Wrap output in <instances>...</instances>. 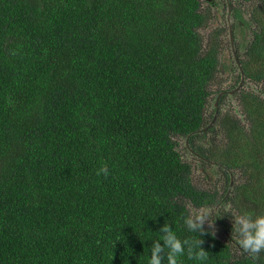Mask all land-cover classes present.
Masks as SVG:
<instances>
[{"label": "trees", "instance_id": "1", "mask_svg": "<svg viewBox=\"0 0 264 264\" xmlns=\"http://www.w3.org/2000/svg\"><path fill=\"white\" fill-rule=\"evenodd\" d=\"M243 1L252 33L241 69L264 93V0ZM202 8L0 0V264H149L156 248L169 264L173 235L179 264H264L238 243L239 218L264 215V96L240 90L246 123L220 112L204 130L223 62L215 39L204 47ZM177 138L221 165L223 194L194 184ZM230 171L244 180L226 198ZM226 204L214 214L222 239L193 210Z\"/></svg>", "mask_w": 264, "mask_h": 264}, {"label": "rangeland", "instance_id": "2", "mask_svg": "<svg viewBox=\"0 0 264 264\" xmlns=\"http://www.w3.org/2000/svg\"><path fill=\"white\" fill-rule=\"evenodd\" d=\"M232 2L235 5H241V7L243 9H245L246 13H249V9H251L252 7V3H243V1L241 0H232ZM202 4H203V10L206 11V7L207 8H213L215 9L216 7L213 6L211 7L210 4L205 1L202 0ZM224 14L226 15V13L224 12ZM248 15V14H247ZM222 29L221 32L223 33V38L221 37V33L220 32H216L220 29V27L216 26V25H212L211 27H206L201 29V34L203 36L204 39V47L206 48L208 46V43L210 41H212V39H215L218 43L220 42V39L223 40L224 43V47L221 46L223 49L222 51L227 54L229 53L230 55H232V50L229 46L230 43V36H229V29L227 24L223 21L222 22ZM221 44V43H220ZM235 45V49H236ZM228 55V54H227ZM222 62H225L224 56H222ZM229 67H228V71H224V73L218 74V76L216 77V79L213 81L211 89H212V97L210 98V101L208 103L206 112H205V117L207 120L212 119L211 116L215 115V104H216V100L217 97L220 93L221 90L226 89V88H234L235 85H239L240 82V77L237 81H235V78L239 76V69L236 67V64L234 61L229 63ZM242 90H253L257 93H262L263 89H262V84H256L250 80H246L244 82L243 88ZM261 95L264 96V93H262ZM219 105V102H218ZM221 108V111L223 112H230L231 115H236L243 124L246 123L245 121V115L243 114L242 111V107L240 105V101H239V97L238 95H231L228 98H226V101L223 103V105L219 106ZM222 135H219L218 140H221ZM210 139V136L208 138H206V141ZM177 141L179 143L178 145V150L181 152L183 158L185 161H189L190 163H192L193 165V182L194 184L201 188V189H205V190H213L215 187L219 188L220 192L223 194L227 188V181H226V177H222L220 171L217 169L216 166L210 165L208 164L209 162H201L200 160L197 159V157L195 155H193L190 150L187 149V139L186 138H177ZM202 142V140L200 141ZM244 179H242L241 174L239 172H235L234 175V184L236 182H241ZM233 187V184L231 185V187L229 188V190L226 192V198H228L229 193H231V191L233 189H231ZM225 207V209H229L227 208L228 205H220L217 207H213V208H203V209H207V211H202L203 209L200 210H193V214L195 216V219L202 221L203 223H205L206 225L210 226L213 231L217 234L218 237L222 238V239H227V235H225V233L223 232L222 226L221 224L217 221V216H215L214 214L219 213L216 212L218 211L220 208ZM197 213H200V215H202V219H198L197 218ZM230 235V234H229ZM239 237V235H234L233 240H237V238ZM235 243V245L237 246V242L233 241ZM238 252V251H237ZM238 254V253H237Z\"/></svg>", "mask_w": 264, "mask_h": 264}, {"label": "flooded vegetation", "instance_id": "3", "mask_svg": "<svg viewBox=\"0 0 264 264\" xmlns=\"http://www.w3.org/2000/svg\"><path fill=\"white\" fill-rule=\"evenodd\" d=\"M205 1H207L211 7H213V6L216 7L215 9L213 8V10L210 7L208 8L211 10L212 15H211V20H210L207 27H211L212 25H216V26L220 27V29L216 32H220L222 38H223V33L221 32V29H222L221 24H223L222 23L223 21L227 24L228 29H229V36H230L229 46L232 50V55H230L229 53H227L228 54L227 55L222 51L223 48L221 46L224 47V43H223V40L220 39L219 43H221L220 44L221 46H220V50H219L220 53L219 54H220L221 58H222V56H224V59H225V62L223 61V63L221 64V70H222L221 72L224 73V71H225L224 65H227V67H229V65H230L229 63L234 61L236 64V67L239 69V75H241V81H242L240 57H242L244 55L245 50H247V46L249 45L250 40H251V33H252L251 25L252 24L250 22V16H251L252 7H251V9H249V13H246L245 12L246 10L243 9L241 7V5H239V4L235 5L232 2V0H205ZM241 1H243V0H241ZM243 3H251V2L243 1ZM236 7H240L242 10L241 11L242 12L241 19L235 18L234 9ZM206 9H207V7H206ZM224 12L226 13V15L224 14ZM231 31H232V36H233L234 48L232 46ZM235 45H237L236 49H235ZM234 49L236 50V54L233 53ZM221 61H222V59H221ZM238 78H239V76L235 78V81H237ZM241 81L239 82V85H237V87L235 89L226 88V89H223L220 91V93L218 95L219 105L217 108L215 107L216 110H215L214 119L210 121L209 125L207 127H205L204 130H206L211 125L213 126L216 123V119L218 118V115L220 112L226 113V112L221 111V108L219 107L220 106V100L224 96V101L221 104V105H223V103L226 101V98H228L231 95L236 96V94L239 93L240 90H242V88H243V86H242V88L240 90H237L238 87L240 86ZM232 92H234V93L232 94ZM202 141L204 142V144H207L206 140H202ZM186 145H188V140L186 142ZM189 150L193 155L195 154V153H193V151L191 149H189ZM195 156L197 157L198 160H200L203 163L209 162L208 164L216 166L217 169L220 171L222 177L223 178L227 177L226 173L223 171V169H221L220 164H218V163L216 164L213 161L202 158L198 154H196ZM229 175H230V181L233 184L235 174H233L232 171H230ZM231 189H233V187ZM232 191H231V193H229V195L232 194ZM218 211H216V212H218Z\"/></svg>", "mask_w": 264, "mask_h": 264}, {"label": "clouds", "instance_id": "4", "mask_svg": "<svg viewBox=\"0 0 264 264\" xmlns=\"http://www.w3.org/2000/svg\"><path fill=\"white\" fill-rule=\"evenodd\" d=\"M101 171H104L105 174L107 173L106 168L101 169ZM202 211H207V209H203ZM197 218L202 219L203 217L200 213H197ZM239 222L243 224L245 238L242 240L238 239V243L242 250L247 251L252 257L257 258L259 253L264 252V215L257 216L254 222H250L246 218L241 217L239 218ZM168 243L172 248V253L169 255V264H179V259L176 254L182 251L183 242L173 235L168 237ZM159 251V248L154 250L149 264H161L159 257L156 255ZM198 255L206 259L208 254L201 249Z\"/></svg>", "mask_w": 264, "mask_h": 264}, {"label": "water", "instance_id": "5", "mask_svg": "<svg viewBox=\"0 0 264 264\" xmlns=\"http://www.w3.org/2000/svg\"><path fill=\"white\" fill-rule=\"evenodd\" d=\"M231 39H232V46H233V48H234V42H233L232 31H231ZM233 53L236 54V50H235V49L233 50ZM241 71H242V69H241ZM244 82H245V78H244V73H243V71H242V81H241L240 86L238 87L237 90H240V89L242 88V86L244 85ZM233 93H234V92H232V94H233ZM218 102H219V97L217 98V101H216V104H215V107H216V108L218 107Z\"/></svg>", "mask_w": 264, "mask_h": 264}]
</instances>
